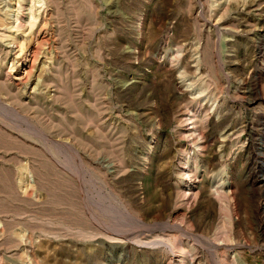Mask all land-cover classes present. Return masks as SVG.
<instances>
[{"label":"rangeland","instance_id":"rangeland-1","mask_svg":"<svg viewBox=\"0 0 264 264\" xmlns=\"http://www.w3.org/2000/svg\"><path fill=\"white\" fill-rule=\"evenodd\" d=\"M260 47L264 0H0V264H264Z\"/></svg>","mask_w":264,"mask_h":264},{"label":"bare ground","instance_id":"bare-ground-1","mask_svg":"<svg viewBox=\"0 0 264 264\" xmlns=\"http://www.w3.org/2000/svg\"><path fill=\"white\" fill-rule=\"evenodd\" d=\"M32 10V9H31ZM33 11V10H32ZM31 12V11H30ZM32 13V12H31ZM30 14V13H29ZM34 14V13H33ZM16 15V19H14L15 21H16V24H15V27H17V26H19L20 25V18L22 17V15H21V13H16L15 14ZM33 16V15H32ZM33 19H35V18H33ZM33 19L31 20V18L29 19V20H31V22L29 21V24L31 23H33L34 21H33ZM23 23V22H22ZM14 25V24H13ZM263 26V25H262ZM15 27H13V28H15ZM15 36V35H14ZM38 36V35H37ZM37 36L35 37V41L38 39L37 38ZM42 38V37H41ZM40 38V43H42L41 41H45L44 40V38H43V40ZM17 42V41H16ZM48 42V41H47ZM13 45H15V44H13ZM18 45V44H17ZM20 46V45H19ZM31 49V53L27 56H24V57H22L21 58V55H23V51L21 50V49H19V50H17L16 48H14L13 46H11L12 47V49H14L15 50V53H16V55L14 56L15 58V61H17L18 63H19V65H20V63H22V65L23 66H25L26 65V67L23 69V74H22V76H21V74L20 73H17V74H19L18 75V78L17 77H15V78H17L19 81H22L23 79H26V77L29 75L28 73H30V71H32V70H30V68L34 65L35 66V64H34V62H35V60H36V53H37V46H38V44H34L33 45V43H29V45H28ZM17 47V46H16ZM11 50V49H10ZM13 50V51H14ZM260 50L262 51L263 50V52H264V48L263 49H261V47H260ZM194 62V61H193ZM195 64V63H194ZM33 66V67H34ZM18 68V67H17ZM23 68V67H22ZM21 69V68H20ZM27 75V76H26ZM180 75V76H179ZM183 74H182V72H180L179 74H178V76L175 78V81H174V83L176 84V86H179V87H182V89H185V90H188V92L190 93V91L191 90H189L188 89V87L189 86H191L190 85V83H185L184 82V80H185V78L183 79V76H182ZM185 81H187V80H185ZM48 86V85H47ZM184 87V88H183ZM191 93H193L192 91H191ZM195 93V92H194ZM193 95V94H192ZM196 95V94H195ZM261 96V95H260ZM263 97V96H262ZM195 98H197V96H195ZM192 110H188V112H184V113H182L179 117H178V121L180 122V123H182L181 124V126H182V129H181V136H179V137H184V138H186L187 139V141H192V142H194V145L196 146V147H201V130H200V128L197 126V120H196V115H194L193 113H190ZM263 124H264V122H263ZM262 129V128H261ZM263 134H264V126H263ZM204 136V135H203ZM227 136H228V132L225 134V135H223V137L221 138V139H224V138H227ZM178 137V138H179ZM261 137V136H260ZM262 139V138H261ZM263 141V140H262ZM260 148V147H259ZM175 151V150H174ZM255 155V154H254ZM263 155V154H262ZM177 156V155H176ZM181 158V157H180ZM264 158V157H263ZM182 160V159H181ZM183 161V160H182ZM185 163V162H184ZM180 170L184 173V174H186L188 171H189V168L188 167H186V166H181L180 167ZM188 175V174H187ZM182 176V175H181ZM186 176V175H185ZM184 176V177H185ZM261 182H263L264 183V179L261 181ZM187 189H191V187H190V185H188L187 184ZM219 189V188H218ZM222 189V188H221ZM185 190V189H184ZM188 192V191H187ZM187 192L184 194V197H186L185 195L187 194ZM189 193V192H188ZM220 193V192H219ZM187 198V197H186ZM264 201V200H263ZM263 205H264V202H263ZM179 222V221H178ZM166 223V222H165ZM167 226V225H166ZM167 227H169L170 229H174V230H182L184 233V235H186L187 237L188 236H190L191 235V232H189L186 228H183L182 226H181V223H175V224H169ZM182 234V233H181ZM193 237V236H192ZM158 238V237H157ZM162 238H164V237H162ZM162 238H159V239H156V240H154V241H152V244L154 243H156V244H159V243H162V244H164L166 247H167V249L169 248V254H171V260H174L176 257L177 258H180L179 260V262H180V264H186V261H185V259H186V256H185V253H186V249H185V247L187 246V244H184V245H179V246H174V245H172V244H170V243H167L164 239H162ZM147 243V242H146ZM148 243H150V242H148ZM202 243V242H201ZM224 244V243H223ZM216 245V244H215ZM218 245H219V243H218ZM178 248V250H176V249H174V248ZM187 248V247H186ZM215 248H216V246H215ZM177 251V252H176ZM176 261V260H175ZM189 264H199V261H197V257H190L189 258ZM164 263V262H163ZM172 263V262H171ZM178 263V262H177ZM213 263V262H212ZM167 264H170V263H167Z\"/></svg>","mask_w":264,"mask_h":264}]
</instances>
